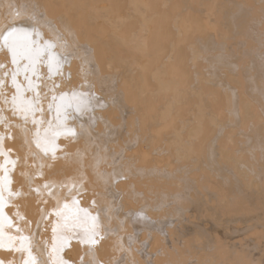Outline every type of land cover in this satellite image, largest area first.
<instances>
[{
	"label": "bare ground",
	"instance_id": "bare-ground-1",
	"mask_svg": "<svg viewBox=\"0 0 264 264\" xmlns=\"http://www.w3.org/2000/svg\"><path fill=\"white\" fill-rule=\"evenodd\" d=\"M9 29L59 64L34 117L0 96L4 264L49 261L60 212L69 264H264V0H0L5 70Z\"/></svg>",
	"mask_w": 264,
	"mask_h": 264
},
{
	"label": "snow or ice",
	"instance_id": "snow-or-ice-1",
	"mask_svg": "<svg viewBox=\"0 0 264 264\" xmlns=\"http://www.w3.org/2000/svg\"><path fill=\"white\" fill-rule=\"evenodd\" d=\"M11 38V39H10ZM5 44L8 45L9 51L11 53V63L14 66L12 70H5L6 66L0 63V70H4L2 76H0V96H4V103H9L8 97L3 92V88L6 86L7 78H11V83L15 89L11 96V105L13 114L19 113L23 116L25 121L28 118L29 113L35 114L36 104L39 99L38 86L33 83L32 77L36 76L37 64L41 62L42 56H47L49 59V69L51 71L53 64L58 66L59 60L52 55V50H54L53 45H49V49L40 51L35 48V45L29 47L27 44H23L15 38V29L7 30V33L3 36ZM27 60L28 63L24 64L23 68L20 66V60ZM21 71L24 73V79L27 81V88H25L20 82H18V76ZM31 72V76L29 75ZM35 91L36 95L28 100L27 97L23 95L24 92ZM35 123V120H34ZM3 137H0V157L4 158V163L0 164V171L4 172L3 176H0V247L3 246V225L5 223V213L4 209L6 203L10 202L6 200L5 192L8 193L10 198L13 195H19V193H14L11 189L12 181L8 175L7 165L12 164L15 167V161L11 160L9 156L5 154ZM50 141L44 140L43 144L40 140H37L36 146L38 148L44 147L45 154H47V148ZM9 152L11 149L8 150ZM45 187H48L45 185ZM67 208V205H65ZM63 220V222H58L55 227H53V243L49 253V261H40L36 256L32 254V248L29 243H26L28 238H20V249L27 253V258L23 261V264H69L68 261L64 260L60 253L66 246L65 230L70 226L68 219L64 216L63 212L57 213ZM78 219V218H77ZM11 226V224H10ZM95 232L92 229L84 227V243L93 244ZM0 264H4L3 260H0Z\"/></svg>",
	"mask_w": 264,
	"mask_h": 264
}]
</instances>
